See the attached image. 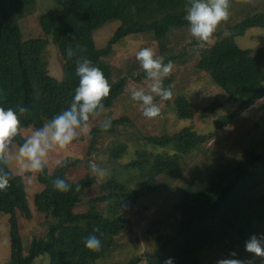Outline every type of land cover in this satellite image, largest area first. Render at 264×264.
I'll return each mask as SVG.
<instances>
[{
	"label": "trees",
	"instance_id": "trees-1",
	"mask_svg": "<svg viewBox=\"0 0 264 264\" xmlns=\"http://www.w3.org/2000/svg\"><path fill=\"white\" fill-rule=\"evenodd\" d=\"M54 1L57 7L35 16L36 0H0V107H27L29 113L21 118V126L26 129L42 128L70 107L79 77L75 75L76 57L71 60L67 57L69 45L74 49L78 45L83 51L77 55L87 57L108 79L111 93L103 102L107 110L124 94L126 86L125 80L112 82V70L104 62L110 55L111 46L130 35L148 32H153L155 38L165 44L177 29L189 26L184 19L188 0ZM34 16L40 33H29L28 36L23 29ZM114 21L120 22V26L108 46L104 49L93 47V32ZM253 28H264V12L250 15L222 32H215L210 38L215 42L211 46L204 43L196 63V69L210 76L240 111L264 99V48L242 49L235 40ZM53 48L59 51L58 59L65 73L61 80L50 70V62L52 66L56 65V60L50 59ZM175 59V56L169 58ZM168 104L179 119L194 117L195 106L184 95L177 94ZM220 108V104H213L202 117H211ZM118 124L134 127L126 117L113 122L107 132L101 126L95 127L89 154L98 138L113 131ZM263 136L252 137L241 146V162L218 163L206 180L193 181L187 186L175 207L180 221L174 235L159 236L157 249L146 254L147 264H164L168 258L173 259V264H205L200 261V253L218 245L230 252L248 254L245 242L253 234H264L256 227L264 224V197L259 200L251 197L253 192L264 187V154L257 151L264 142L260 139ZM142 138L147 146L169 148L175 153H155L141 147L128 165L120 166L119 161L125 157L129 146L115 144L108 154V163L115 165L113 173L116 170L145 171L135 188L120 182L115 173L101 184L99 194L90 198L89 190L97 184L91 171L80 181L66 180L72 185V191L67 193L54 189L52 181L56 178L48 171L40 173L39 181L45 188L35 197L34 206L46 215L48 228L44 235L33 239L27 255L24 254L17 213L21 212L29 219L33 213L22 177L16 176L8 166L11 187L0 191V211L12 215L11 264H35L43 255L50 257V264H97L96 261L117 246L118 236L129 225L122 215L126 201L138 203L157 193L161 186L159 177L175 170L185 155L204 147L213 135L200 134L190 126L174 134L164 132ZM24 140L21 133L15 138L18 144ZM77 184L79 191L75 190ZM83 205L85 211L76 213ZM96 227L100 229V233L95 234L102 247L100 251H91L84 241ZM128 264L139 263L132 259Z\"/></svg>",
	"mask_w": 264,
	"mask_h": 264
},
{
	"label": "rangeland",
	"instance_id": "rangeland-1",
	"mask_svg": "<svg viewBox=\"0 0 264 264\" xmlns=\"http://www.w3.org/2000/svg\"><path fill=\"white\" fill-rule=\"evenodd\" d=\"M230 3V17L226 22H221L215 31L217 33L250 15L264 12V0H230ZM53 7H57L54 0H36L35 16H39ZM35 16L28 20L29 24H26L23 29L24 32L27 31L28 36L29 33L31 35L40 33L39 29H36L37 17ZM119 26L120 22L114 21L95 30L92 37L93 47L96 49L106 48ZM235 40L242 49L264 48V28L250 29ZM214 42V39H210L206 45L211 46ZM144 47L153 48L158 56L164 57L165 63L169 61V58L176 57L172 61L174 64L172 73L164 79L166 87L172 86L173 97L169 101L156 98L155 102L161 107L162 115L155 119L144 117L141 104L131 99L133 90L140 87L147 90L151 83L136 60V53ZM203 47L205 46L203 45ZM201 48L200 42L190 34V25L177 29L167 38L165 44H161L153 32H148L130 35L112 45L110 55L104 62L112 70L113 83L121 80L126 81L124 94L99 117L90 118L88 131L81 133L66 149L57 148L49 152L47 168L44 171H48L55 178L80 181L91 171L88 167L90 161H94L100 168L106 170V175L103 178L92 173L97 179V184L89 190V197L94 198L99 194L101 184L110 180L115 173L120 182L126 183L131 188H135L141 183L140 176L145 173L140 170H116L113 173L115 165L108 163V154L115 144H128L127 154L119 161L120 166H126L134 158L136 150L141 147L155 153L164 151L175 153L169 148L145 145V140L142 138L144 135H161L164 132L174 134L190 126L200 134L213 135V138L204 147L190 155H185L175 170L159 177L161 186L157 193L138 203H132L131 200L126 201L122 215L129 221V225L118 236L117 246L105 257L96 261L97 264H128L132 259H136L139 264H147L146 254L157 249L159 236L161 234L174 235L180 221V215L175 207L187 186L193 181L206 180L210 171L218 163L241 162L243 156L241 146L248 143L252 137L264 135V99L252 107L240 111L238 105L230 101L225 91L218 87L210 76L203 75L196 69ZM52 51L50 59L56 60V65L52 66L50 62V70L61 80L65 73L58 59L60 54L54 48ZM177 94L184 95L193 103L196 109L193 118L179 119L169 106L168 103L174 101ZM213 104H220L222 108L217 109L216 114L211 117H202V113H205L204 111ZM170 105L172 106V104ZM173 106L176 109L175 104ZM123 117L130 119L134 127L128 126V124L115 125L113 131L98 138L95 148L89 154L93 129L100 127L101 122L105 119L111 120L112 127L113 122ZM22 129L20 133L24 139L35 130L32 128ZM260 139L263 140L264 136ZM15 144L19 145L16 142ZM231 150L233 151L231 152ZM257 151L264 154V142L260 143ZM57 160L63 162L62 166L57 165ZM233 160L234 162L230 163ZM9 169L16 176L22 177L33 213L31 219L26 218L21 212L17 213L18 228L24 243V254L27 255L33 239L44 235L48 228L46 215L39 213L34 206L35 197L44 190L45 186L39 181L40 173L25 171L15 161L9 165ZM251 197L254 200L264 197V187L253 192ZM85 209L83 205L76 209V213L84 212ZM11 216L7 212L0 211V264H11ZM256 227L264 233V224H257ZM230 253L223 245H218L213 250L200 253L199 258L202 263L217 264L219 259L228 258ZM251 255L250 253H237V258L248 259L251 258ZM35 264H50V257L43 255L36 260ZM255 264H264V261L256 258Z\"/></svg>",
	"mask_w": 264,
	"mask_h": 264
},
{
	"label": "clouds",
	"instance_id": "clouds-1",
	"mask_svg": "<svg viewBox=\"0 0 264 264\" xmlns=\"http://www.w3.org/2000/svg\"><path fill=\"white\" fill-rule=\"evenodd\" d=\"M188 4L184 19L190 25L192 37L203 47L221 22L229 19L230 0H188ZM82 51L78 45L75 49L71 45L66 49L69 60L76 57L75 75L79 77V86L75 89L70 107L54 116L42 128L33 130L22 144L16 145L14 141L23 130L21 118L29 113V109L21 105L7 109L0 107V191H7L11 187V176L6 169L13 161L25 171L43 173L50 151L66 149L81 133L88 131L90 118L99 117L106 111L103 102L111 93V85L99 67L94 66L87 57L77 55ZM136 60L151 83L147 90L143 87L133 90L131 99L141 104L144 117L155 119L162 115L156 98L169 101L173 97V88L171 85L166 87L164 79L170 76L174 64L171 60L165 63L164 57L158 56L151 47L141 48L136 53ZM110 128L111 120L101 122L103 131L107 132ZM56 163L62 166L63 162L57 160ZM88 167L94 175L101 178L106 175V170L94 161H90ZM52 184L59 192L72 191V185L63 178L57 177ZM75 190H80L79 184ZM95 233H100L98 227L85 238L84 244L91 251H100L102 243ZM245 251L252 254L251 258L239 259L236 252H231L228 258L219 259L217 264H255L256 258L264 261V234H253L245 242ZM164 264H173V259H166Z\"/></svg>",
	"mask_w": 264,
	"mask_h": 264
}]
</instances>
